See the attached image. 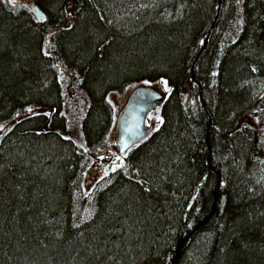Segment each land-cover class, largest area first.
Listing matches in <instances>:
<instances>
[{"label": "trees", "instance_id": "1", "mask_svg": "<svg viewBox=\"0 0 264 264\" xmlns=\"http://www.w3.org/2000/svg\"><path fill=\"white\" fill-rule=\"evenodd\" d=\"M217 5L0 0V125L36 108L0 137V264H172L217 170L214 210L175 264H264V0H221L198 86ZM61 69L82 95L84 146L67 134ZM159 79V126L85 190L112 126L107 94Z\"/></svg>", "mask_w": 264, "mask_h": 264}, {"label": "rangeland", "instance_id": "2", "mask_svg": "<svg viewBox=\"0 0 264 264\" xmlns=\"http://www.w3.org/2000/svg\"><path fill=\"white\" fill-rule=\"evenodd\" d=\"M61 73V78L64 82L66 91L68 92L66 94L67 103L65 104L64 108L65 114L68 118L67 134L77 144L84 146L83 138L79 129V122L84 108L82 95L76 88V76L75 78H73L68 73H64L62 69ZM164 82V79H159L156 81L141 80L129 84L121 91H110L107 94V100L112 106V126L104 142L95 151L88 154L83 178V186L85 190L91 189L92 185L103 175L117 167H120L123 164V156L117 154L115 149L114 125L117 114L125 104L131 91L138 86H147L151 87L152 89L156 90L166 97L169 92V88L167 84L165 85ZM29 109H31V111H28ZM34 111H36V108H26L22 112L18 113V115H16L14 119L1 124L0 137L6 130L11 127L16 118H20L27 114L33 113ZM160 122V106H157L148 114L146 124L151 125L154 129H156L159 126Z\"/></svg>", "mask_w": 264, "mask_h": 264}, {"label": "water", "instance_id": "3", "mask_svg": "<svg viewBox=\"0 0 264 264\" xmlns=\"http://www.w3.org/2000/svg\"><path fill=\"white\" fill-rule=\"evenodd\" d=\"M220 6H221V0H218L217 12L215 14V17L209 26L208 33L205 36L203 44L200 47L199 51L197 52L191 66L192 79L198 86H200V83L198 80H196L193 74V66L198 56L203 52V50L207 45L208 36L218 16ZM29 8L31 13L38 21L45 20L44 12L34 2L29 3ZM164 99L165 96H163L156 90L152 89L151 87H147V86H138L131 91L125 104L118 112L115 120L114 142H115V149L117 154L124 156L132 147L139 144L150 135V133L154 130V128L151 125L146 124L148 114L157 106H161ZM41 130H45V129L43 128ZM208 131L206 134L207 147L209 151L207 159L208 162H210V144L208 141ZM216 173H217V182L214 193V201L211 210L200 222H198L191 229L189 233H187L179 241L173 253L174 259L172 264L176 263V259L179 253V248L183 244V242H185L210 217V215L214 210L217 201V188L221 180L220 172L217 170Z\"/></svg>", "mask_w": 264, "mask_h": 264}, {"label": "snow or ice", "instance_id": "4", "mask_svg": "<svg viewBox=\"0 0 264 264\" xmlns=\"http://www.w3.org/2000/svg\"><path fill=\"white\" fill-rule=\"evenodd\" d=\"M10 2H11V0H10ZM253 71H256V69H253ZM164 83H165V85L167 84L166 81ZM28 111H31V109H29Z\"/></svg>", "mask_w": 264, "mask_h": 264}, {"label": "bare ground", "instance_id": "5", "mask_svg": "<svg viewBox=\"0 0 264 264\" xmlns=\"http://www.w3.org/2000/svg\"><path fill=\"white\" fill-rule=\"evenodd\" d=\"M31 3V2H30ZM30 9V8H29Z\"/></svg>", "mask_w": 264, "mask_h": 264}]
</instances>
